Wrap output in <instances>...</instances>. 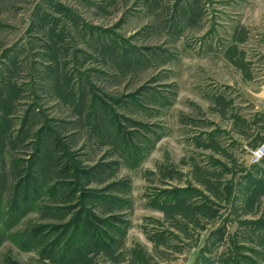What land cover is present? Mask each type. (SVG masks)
<instances>
[{
    "label": "rangeland",
    "instance_id": "374dc122",
    "mask_svg": "<svg viewBox=\"0 0 264 264\" xmlns=\"http://www.w3.org/2000/svg\"><path fill=\"white\" fill-rule=\"evenodd\" d=\"M262 69L264 0H0V264H264Z\"/></svg>",
    "mask_w": 264,
    "mask_h": 264
},
{
    "label": "crops",
    "instance_id": "0c3cea01",
    "mask_svg": "<svg viewBox=\"0 0 264 264\" xmlns=\"http://www.w3.org/2000/svg\"><path fill=\"white\" fill-rule=\"evenodd\" d=\"M264 72V69H262ZM253 96L255 97V103H252L251 112L249 115H245L242 113L241 116L243 118L250 119L252 121L256 120L257 118V124H258V132L251 137L250 142H248V145L251 146L254 143H256L259 139L264 136V78L260 80L256 85V90L252 92ZM236 116H239L240 113H235ZM251 129L255 127V122H253L251 125ZM246 137V134L244 133H235L234 138H236V141L238 143H245L244 138ZM247 144V143H245ZM261 161V160H260ZM259 165L262 166L261 170V176H264V158L259 163Z\"/></svg>",
    "mask_w": 264,
    "mask_h": 264
},
{
    "label": "built area",
    "instance_id": "2783aa9c",
    "mask_svg": "<svg viewBox=\"0 0 264 264\" xmlns=\"http://www.w3.org/2000/svg\"><path fill=\"white\" fill-rule=\"evenodd\" d=\"M264 158V137L249 151V161L252 164L258 163Z\"/></svg>",
    "mask_w": 264,
    "mask_h": 264
}]
</instances>
